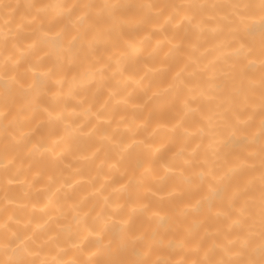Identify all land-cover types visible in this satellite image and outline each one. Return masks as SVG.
<instances>
[{"label": "clouds", "instance_id": "clouds-1", "mask_svg": "<svg viewBox=\"0 0 264 264\" xmlns=\"http://www.w3.org/2000/svg\"><path fill=\"white\" fill-rule=\"evenodd\" d=\"M0 264H264V0H0Z\"/></svg>", "mask_w": 264, "mask_h": 264}, {"label": "bare ground", "instance_id": "bare-ground-1", "mask_svg": "<svg viewBox=\"0 0 264 264\" xmlns=\"http://www.w3.org/2000/svg\"><path fill=\"white\" fill-rule=\"evenodd\" d=\"M241 143H243V140H239V141H236V144H241ZM140 158H134V161H138ZM137 223H142V222H137ZM127 258H129V257H122L121 259H127Z\"/></svg>", "mask_w": 264, "mask_h": 264}]
</instances>
